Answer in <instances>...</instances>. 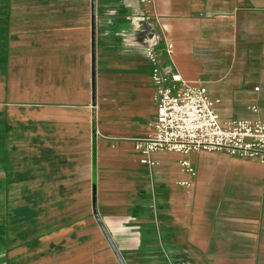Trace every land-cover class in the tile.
Returning a JSON list of instances; mask_svg holds the SVG:
<instances>
[{
	"label": "crops",
	"instance_id": "0c3cea01",
	"mask_svg": "<svg viewBox=\"0 0 264 264\" xmlns=\"http://www.w3.org/2000/svg\"><path fill=\"white\" fill-rule=\"evenodd\" d=\"M90 35V0H0V264L93 255L94 205L147 264H264V165L191 152L148 168L134 152L154 69L205 86L223 119H264V0H154L150 16L96 0L94 104Z\"/></svg>",
	"mask_w": 264,
	"mask_h": 264
},
{
	"label": "built area",
	"instance_id": "2783aa9c",
	"mask_svg": "<svg viewBox=\"0 0 264 264\" xmlns=\"http://www.w3.org/2000/svg\"><path fill=\"white\" fill-rule=\"evenodd\" d=\"M146 16L152 14L154 0H134ZM167 53L171 54V46ZM155 62L151 50L146 53ZM154 90L155 115L151 134L137 139L134 152L139 163L154 165L152 156L158 153H220L251 163L264 165V119H223L205 86H194L177 72L150 75ZM185 166L184 163L181 164Z\"/></svg>",
	"mask_w": 264,
	"mask_h": 264
},
{
	"label": "rangeland",
	"instance_id": "374dc122",
	"mask_svg": "<svg viewBox=\"0 0 264 264\" xmlns=\"http://www.w3.org/2000/svg\"><path fill=\"white\" fill-rule=\"evenodd\" d=\"M42 42L43 41H41V40H35V41H33L32 44L38 45V44H41ZM26 43H27V41H18V45L21 47H24L26 45ZM36 106L37 107H35L34 109L36 111L41 110V112H42V109H43L42 105H36ZM131 107L138 108L139 105L138 104L137 105H131ZM54 111L55 112L58 111V108H56V110H54ZM36 124H42V122H37ZM36 131H35L36 136L34 138L42 137L40 135V133L42 131L41 127H38V129H36ZM71 138H74V137H71ZM42 202L43 201L41 199L35 200L36 207H41ZM45 202L47 204L50 203L51 206L53 207V206L60 205V203H63L64 201H60L58 199H50L47 201L45 200ZM103 218H105V217H103ZM102 223H103V221H102ZM98 234H99V239H100L99 242H95L93 240V242H88L87 244H85V246L82 247V249H84V248L91 249L93 255L90 256L88 254V256H81L79 258H76L75 261H73L71 263L67 262L66 264H118L116 257H115L116 261L110 256L107 258V255H114V254L111 251L110 246L106 242L105 237L102 235L99 228H98ZM88 238H91V237L82 236L81 239H88ZM88 249H85V251L88 252L87 251ZM142 250L143 249L134 250V249L126 248V249H121V252H119V254L121 257H124L126 259V264H147L146 261L144 260V257L142 256V253L140 252Z\"/></svg>",
	"mask_w": 264,
	"mask_h": 264
},
{
	"label": "water",
	"instance_id": "95a60500",
	"mask_svg": "<svg viewBox=\"0 0 264 264\" xmlns=\"http://www.w3.org/2000/svg\"><path fill=\"white\" fill-rule=\"evenodd\" d=\"M90 53H91V101L94 104L95 101V66H96V0H90ZM93 216L100 228V231L104 235L110 249L116 257L118 264H124L122 258L113 244L106 228L104 227L100 217L97 214L95 205L93 206Z\"/></svg>",
	"mask_w": 264,
	"mask_h": 264
}]
</instances>
